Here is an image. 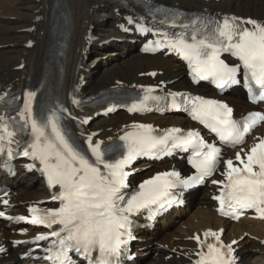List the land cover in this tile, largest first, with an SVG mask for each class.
Listing matches in <instances>:
<instances>
[{
  "label": "snow or ice",
  "instance_id": "1",
  "mask_svg": "<svg viewBox=\"0 0 264 264\" xmlns=\"http://www.w3.org/2000/svg\"><path fill=\"white\" fill-rule=\"evenodd\" d=\"M165 46L187 61L196 81L211 80L224 88L239 83L237 76L243 71L249 98L253 102L264 101V22L237 16L211 19L191 32L166 38ZM221 52L231 53L239 63H225L220 59ZM152 91L145 89L143 98L133 102L128 111L150 110L149 100L162 99L151 96ZM168 95L170 108H184L193 120L231 147L243 145L246 136L264 123V114L260 112H251L236 120L233 109L221 101L183 93ZM35 96V92H27L23 108L18 112L20 120L24 121L22 127L30 125L31 135L30 142L18 154L39 161V170L46 176L48 185L58 188L52 196L60 202L58 208H29L32 224L52 229L48 235L36 237L38 241L54 238L44 250L48 253L46 259L52 264H75L71 253L82 257L87 264H120L121 256L133 239L131 217L145 209L151 214L153 206L171 203L175 198L174 189L204 183L220 164L221 149L206 143L199 131L184 133L180 128H170L156 135L150 124L131 125L132 131L119 137L122 144L107 147H103V141H93L89 135L85 151L66 134L55 112L44 120L34 117L32 101ZM87 122V119L81 121L82 124ZM16 135V130L10 129L5 118L0 116V155L6 152L9 158L13 157L11 145L15 142L19 146L20 143L14 139ZM172 149L191 150L189 163L195 169L193 175L182 178L175 170L161 172L140 183L137 190L125 191L131 175L126 169L135 159ZM235 161L239 163H234L233 159L223 162L221 175L224 179L211 180L212 184L220 186V194L214 197L219 202L218 211L222 216L237 219L243 210H254L258 218L264 219V138H257L247 150L240 148ZM35 166L28 165L29 168ZM0 216L5 213L0 211ZM222 232V229H209L203 233V239L200 235L191 237L198 245L194 264H237L233 248L237 241L225 244L221 240Z\"/></svg>",
  "mask_w": 264,
  "mask_h": 264
},
{
  "label": "bare ground",
  "instance_id": "2",
  "mask_svg": "<svg viewBox=\"0 0 264 264\" xmlns=\"http://www.w3.org/2000/svg\"><path fill=\"white\" fill-rule=\"evenodd\" d=\"M56 1L66 22L60 91L67 104L71 103V93L79 84V93L82 94H94L110 87H136L159 81L172 89L208 91L207 87L192 86L184 78L182 65L174 58L139 53L130 42L132 38L117 31L123 12L113 0H0V84L23 92L27 83L45 69L52 9ZM155 1L236 13L264 22V0H227L218 3L199 0ZM29 40L33 42L31 47L27 46ZM8 59H13V64H7L5 61ZM21 64L23 67L19 69ZM148 71H155V76L147 75ZM224 98L235 105L237 113L252 108L244 102L239 92ZM103 108L97 106L91 110L95 112ZM83 110L91 111L87 107H83ZM111 116L112 121L107 125L93 120L89 126L91 131L99 132L97 137L105 143L126 132L130 128L129 122L137 120L120 111ZM139 119L164 127L181 124L184 120L180 116L169 114L148 115ZM257 133L264 135V124ZM255 140L253 136L249 138L250 146ZM140 165H147V162ZM166 166L169 167L170 163ZM159 168L160 165L148 164L145 171L137 177L152 174ZM135 177L133 175L131 178L133 182ZM5 180L3 178L0 181ZM7 184L14 188L7 200L13 204L10 212L15 214L23 213V205L37 199L39 191L43 190V185L36 176L21 170L14 178L7 180ZM211 194V187L207 186L193 191L192 198H189L183 209L159 221L152 234L143 235V240L134 247V252L139 256L133 262L187 264L193 255L194 243L191 237L201 235L207 229L223 228V237L228 242L237 240V253L243 264H264V222L243 218L230 223L217 217L210 201ZM19 238L21 237L14 233L13 226L8 227L0 221V245L5 244L7 248L0 255V264H29L28 260L18 258L22 249L10 244L11 240ZM152 245L156 252L145 260L143 255Z\"/></svg>",
  "mask_w": 264,
  "mask_h": 264
},
{
  "label": "rangeland",
  "instance_id": "3",
  "mask_svg": "<svg viewBox=\"0 0 264 264\" xmlns=\"http://www.w3.org/2000/svg\"><path fill=\"white\" fill-rule=\"evenodd\" d=\"M168 4V3H167ZM170 4V3H169ZM7 64H13V59H8L7 61H5ZM112 116H109L108 118L109 119H104V118H100L99 120H97V123H100V124H104V125H107L108 123H111V121H112V118H111ZM137 178H139V177H135V180L137 179ZM192 198V197H191ZM190 198V199H191ZM192 206H194V204L192 205ZM155 245V244H154ZM154 245H152L150 248L151 249H149L148 251H147V255L146 254H144L143 255V257H144V259L145 260H147L148 258H150V256H152L156 251L154 250Z\"/></svg>",
  "mask_w": 264,
  "mask_h": 264
}]
</instances>
